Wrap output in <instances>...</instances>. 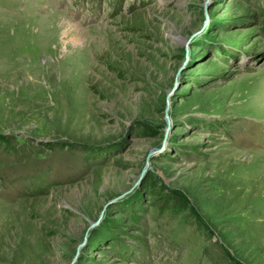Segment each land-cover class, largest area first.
I'll use <instances>...</instances> for the list:
<instances>
[{"label": "rangeland", "instance_id": "rangeland-1", "mask_svg": "<svg viewBox=\"0 0 264 264\" xmlns=\"http://www.w3.org/2000/svg\"><path fill=\"white\" fill-rule=\"evenodd\" d=\"M0 264H264V0H0Z\"/></svg>", "mask_w": 264, "mask_h": 264}, {"label": "water", "instance_id": "water-1", "mask_svg": "<svg viewBox=\"0 0 264 264\" xmlns=\"http://www.w3.org/2000/svg\"><path fill=\"white\" fill-rule=\"evenodd\" d=\"M205 6H206V4H205Z\"/></svg>", "mask_w": 264, "mask_h": 264}]
</instances>
